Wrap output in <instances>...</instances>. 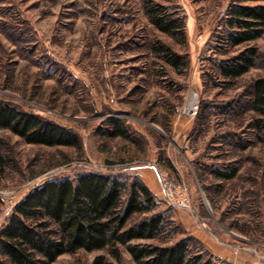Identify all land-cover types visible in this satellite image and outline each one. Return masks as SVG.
I'll return each instance as SVG.
<instances>
[{"label": "rangeland", "instance_id": "obj_1", "mask_svg": "<svg viewBox=\"0 0 264 264\" xmlns=\"http://www.w3.org/2000/svg\"><path fill=\"white\" fill-rule=\"evenodd\" d=\"M149 1L180 17L185 35L157 29L145 10ZM235 3L0 0V99L69 127L81 139L80 148L29 144L0 128V227L34 187L95 171L139 178L152 190L166 229L149 242L168 245L191 236L177 218L181 211L236 257L247 254L264 264L244 250L264 255V140L253 128L251 100L254 81L264 78V33L251 43L258 48L254 66L224 78L219 62L244 48L226 43ZM157 45L184 57L182 72L156 52ZM191 101L199 107L194 117L179 112ZM111 119L122 120L129 137L108 136ZM233 167L232 180L217 177L216 169ZM162 174L187 189L189 208L166 199ZM191 237L193 252L230 264ZM98 254L136 264L125 247L119 261L108 250H79L53 264H90Z\"/></svg>", "mask_w": 264, "mask_h": 264}, {"label": "trees", "instance_id": "obj_2", "mask_svg": "<svg viewBox=\"0 0 264 264\" xmlns=\"http://www.w3.org/2000/svg\"><path fill=\"white\" fill-rule=\"evenodd\" d=\"M254 2V3H251ZM145 10L150 22L161 32L185 35L183 21L161 3L149 1ZM226 43L244 48L219 62L220 74L236 79L254 66L258 48L251 43L264 33V0H237L228 17ZM157 53L178 72L186 67L183 56L165 45ZM252 106L257 114L253 128L264 140V78L253 83ZM0 128L8 129L26 143L80 148L81 139L71 128L0 99ZM108 136L129 137L120 119H111ZM221 180H232L236 168L216 169ZM158 201L139 178L128 181L119 175L85 172L75 178L49 179L31 189L5 217L0 227V264H53L60 256L79 250H108L117 261L122 247L136 264H213L203 251L193 252L191 236L161 245L151 243L165 232V216L155 212ZM136 214H144L133 221ZM90 264H115L105 254Z\"/></svg>", "mask_w": 264, "mask_h": 264}, {"label": "crops", "instance_id": "obj_3", "mask_svg": "<svg viewBox=\"0 0 264 264\" xmlns=\"http://www.w3.org/2000/svg\"><path fill=\"white\" fill-rule=\"evenodd\" d=\"M177 218H180L185 223L186 229L191 230L189 233L191 236H195L199 241H202L209 247L211 252L230 264H254L253 258H250L247 254L235 255L232 254V250L222 246L218 240H215V236L212 235L207 228L198 221H193V218H188L185 212H179Z\"/></svg>", "mask_w": 264, "mask_h": 264}, {"label": "built area", "instance_id": "obj_4", "mask_svg": "<svg viewBox=\"0 0 264 264\" xmlns=\"http://www.w3.org/2000/svg\"><path fill=\"white\" fill-rule=\"evenodd\" d=\"M198 104L197 101L191 103H187L181 110H179L180 113L186 114L188 116L194 117L195 114L198 111ZM161 182L164 186V193L166 199L173 205L179 207V208H189V202L187 201V189L182 187L181 185H175L168 181V179L162 174L161 176ZM9 210V209H8ZM12 210V209H11ZM5 218V215H4ZM239 248H241L239 246ZM245 251L253 252L257 254V256L263 260L264 255L259 254L255 249L253 248H244Z\"/></svg>", "mask_w": 264, "mask_h": 264}]
</instances>
